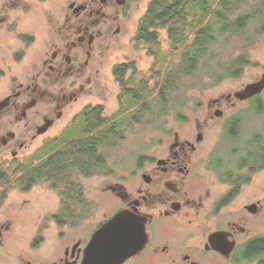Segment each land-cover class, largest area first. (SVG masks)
<instances>
[{"label": "flooded vegetation", "instance_id": "flooded-vegetation-1", "mask_svg": "<svg viewBox=\"0 0 264 264\" xmlns=\"http://www.w3.org/2000/svg\"><path fill=\"white\" fill-rule=\"evenodd\" d=\"M138 5L139 0H0V264L237 263V253L245 254L264 236L253 234L251 226L264 212L263 181L259 195L252 189L253 177L264 171V126L248 130L246 146L225 143L244 128L240 111L223 109V96L209 101L202 120L176 122L178 127L164 121L160 136L152 125L146 152L117 157L97 146L95 162L89 158L84 168L72 167L74 177H105L96 192L87 194L77 180L74 186L44 178L30 184L29 165L42 166L68 134H78V123L82 132L89 111L98 108L101 118L109 117L103 105L86 98L104 91L101 74L110 50L126 37L138 42L139 21L129 36ZM132 64L111 67L120 87L119 109L136 83ZM262 93L242 101L228 94L225 100L236 108L235 102H252ZM46 182L57 197L50 210L37 212L26 199L5 210L8 192L27 194ZM117 214L134 233L102 246L108 234L99 239L96 231ZM113 247L133 250L111 262L99 256Z\"/></svg>", "mask_w": 264, "mask_h": 264}, {"label": "trees", "instance_id": "trees-1", "mask_svg": "<svg viewBox=\"0 0 264 264\" xmlns=\"http://www.w3.org/2000/svg\"><path fill=\"white\" fill-rule=\"evenodd\" d=\"M251 23L252 31L264 29V0H150L139 19L137 41L155 57L151 76L132 84L125 93L128 100L121 102L119 111L107 119L100 117L98 108L89 111L82 132L76 134L84 138L74 140L70 133L61 141L60 150L42 166L31 163L30 184L44 178L52 184L76 185L72 167L84 168L89 158L95 162V148L99 145L111 148L127 122L143 121L147 112L157 117L169 107L179 108L186 102L184 92L188 88H202L206 77L216 82L223 77L238 76L248 63L247 55L241 52L234 56L231 48L240 40L243 43L251 40L248 33ZM161 30L166 32L168 52L160 49ZM149 79L153 80L152 85ZM251 104L258 112L263 107L260 96ZM242 256L264 264V236L256 238Z\"/></svg>", "mask_w": 264, "mask_h": 264}, {"label": "rangeland", "instance_id": "rangeland-1", "mask_svg": "<svg viewBox=\"0 0 264 264\" xmlns=\"http://www.w3.org/2000/svg\"><path fill=\"white\" fill-rule=\"evenodd\" d=\"M149 1L150 0H139V5L133 13L131 24L133 27L129 29V36L134 35V28L140 17L146 11ZM253 28L254 25L251 23L248 28V33L251 36L249 42L243 43V40H240L231 48V51L234 52V56L241 52H244L247 55L248 63L242 68V71L238 76L223 77L216 82H211L206 77V84L202 88H188L184 92V98L186 99L184 105L177 109L169 107L167 112H163L162 115L157 117L147 112L144 114L143 121H134V124L130 127H124L121 137L118 140H115V143L111 148L107 147L109 149L108 152L117 157L126 156L132 152H146L150 148V144L147 142V137L151 136L150 131L153 129L151 127L152 125H154V129H156L158 136H160V133L162 135V132H164V126L162 125L164 121H172L174 127H178V123L176 122H193L196 119L202 120V116L204 117V114L207 112L209 101L214 98H220L221 96L224 98L222 103L224 106L223 109H226L227 113H232L237 110L241 112L242 125L244 128V132L241 135H238L231 140H226L225 143L229 145L236 144L242 147L246 146L248 142L246 138L249 136L248 130L250 128H252V131L259 130L261 126H264V92L261 94L263 107L260 114L256 112V106L251 104V102L236 103L234 101L236 108H231V103L227 102L225 97L228 94H233L236 90L243 88L245 84L259 79L264 72V29L260 31H252ZM159 42L161 51L168 52L170 46L164 30L159 32ZM120 44V47L110 50L108 57L105 60L104 70L101 74L103 80L101 88H103L104 91H100V93H102L100 95L95 94L92 97L90 96L86 98L87 101L93 104L99 103L103 105V114L105 116H111L119 109L118 95L120 87L112 75V65L121 61H132L134 73L136 74V83H138L140 79L143 80L144 78H149L151 76L150 70L155 60V57L149 54L147 50L142 47L140 42L135 43L129 37H126ZM129 73L131 74V71H129ZM152 84L153 80L149 79V85ZM127 100V98H123V101ZM80 108L81 106L71 108L68 117L64 120L61 126ZM219 121H222V119ZM80 126L81 124L78 123L75 127L74 131L76 133L81 132V128H78ZM183 126L186 127L188 125ZM52 133L56 134V131H53ZM108 158L112 161V158ZM104 179L105 177L101 175H94L88 179L81 176L74 177V180H77L78 184L80 183L84 186V191L87 192V194L91 190L96 192L101 187V183ZM262 181L264 184V171L253 177V193L257 192V195H259L262 192V189L259 188ZM46 183L47 184L42 183L37 185L27 194H21L16 189L11 190L5 198L6 202L3 205L5 210L8 206L12 205L14 201L17 200L20 202L24 199L29 202L28 207L33 208V210H38L37 212H42L41 210L45 209L50 210L49 207H54L57 197L55 196V193L50 191L47 187L49 183ZM253 199H255L254 196ZM97 211L101 214V210ZM260 217L255 219L251 225L253 234H264V212L262 213V217ZM96 218L98 217L95 216V219ZM236 257L240 260L237 263L216 258L212 259L209 264H256V258L252 261H248L241 255V251L237 253Z\"/></svg>", "mask_w": 264, "mask_h": 264}, {"label": "water", "instance_id": "water-1", "mask_svg": "<svg viewBox=\"0 0 264 264\" xmlns=\"http://www.w3.org/2000/svg\"><path fill=\"white\" fill-rule=\"evenodd\" d=\"M263 90H264V72L262 73V75L259 79L245 84L243 86V88L236 90L235 92H233L232 95L236 99L242 101V100H246V99H248L254 95H258V94L262 93ZM116 217H120L123 220V216H121V214L115 215L109 221H107L98 231H96V238L100 239V237L102 235L101 230L104 229L105 225L109 224L111 221L116 219ZM126 233H134V231H133V229H130V230L128 229ZM105 234H107V232H105ZM114 241L120 242V240H114ZM116 247H113V249H114L113 253L108 252L106 255V252H105L103 254L101 253L99 256H104V258H108L109 262H111L113 259H123L124 257L127 256L128 253H130L133 250V248L117 249ZM94 264H96V263H94ZM97 264H99V263H97ZM100 264H101V262H100Z\"/></svg>", "mask_w": 264, "mask_h": 264}, {"label": "snow or ice", "instance_id": "snow-or-ice-1", "mask_svg": "<svg viewBox=\"0 0 264 264\" xmlns=\"http://www.w3.org/2000/svg\"><path fill=\"white\" fill-rule=\"evenodd\" d=\"M129 227V222L122 220L120 217H116V219L105 225L104 229L101 230L102 234L105 232L108 234L107 236L102 235L100 242L101 245L103 246L105 243H107L110 238H119L125 235Z\"/></svg>", "mask_w": 264, "mask_h": 264}]
</instances>
